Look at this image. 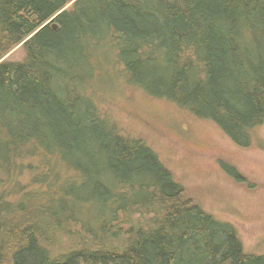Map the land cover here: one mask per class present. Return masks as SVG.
<instances>
[{
	"label": "trees",
	"instance_id": "16d2710c",
	"mask_svg": "<svg viewBox=\"0 0 264 264\" xmlns=\"http://www.w3.org/2000/svg\"><path fill=\"white\" fill-rule=\"evenodd\" d=\"M88 1L0 0V60L20 44L27 55L0 63V154L42 147L69 159L90 178L96 203L73 188L47 209L1 203L0 264H264V255L245 252L234 225L185 198L151 146L112 126L79 88L98 48L80 42L97 28L114 43L97 50L113 54L129 83L249 147L264 123V0ZM78 204L97 209L99 228L83 225L76 245L54 253L49 234L67 232Z\"/></svg>",
	"mask_w": 264,
	"mask_h": 264
},
{
	"label": "rangeland",
	"instance_id": "374dc122",
	"mask_svg": "<svg viewBox=\"0 0 264 264\" xmlns=\"http://www.w3.org/2000/svg\"><path fill=\"white\" fill-rule=\"evenodd\" d=\"M88 28L81 46L105 50L114 46L107 35L101 38L97 28ZM98 48L91 50L88 77L80 82L84 98L122 134L141 138L151 146L183 187L185 198L234 225L247 254L264 255V123L250 132V146L240 147L212 121L129 83L113 54L110 57ZM26 58L20 44L0 63L21 64ZM38 148L35 152L19 146L8 157L0 154V205L23 203L28 211L47 209L69 198L66 188L89 197L91 206L96 204L88 176L69 159L63 161L57 153ZM67 206L73 209V205ZM77 206L76 216L70 213L72 219L64 227L67 232L49 234L54 253L76 245L78 234L74 233H86L83 225L99 228L97 209ZM90 242L98 243L97 239Z\"/></svg>",
	"mask_w": 264,
	"mask_h": 264
},
{
	"label": "water",
	"instance_id": "95a60500",
	"mask_svg": "<svg viewBox=\"0 0 264 264\" xmlns=\"http://www.w3.org/2000/svg\"><path fill=\"white\" fill-rule=\"evenodd\" d=\"M52 21H53V20L49 21V23H52V28H53L54 30H57V28H58L57 23H53Z\"/></svg>",
	"mask_w": 264,
	"mask_h": 264
}]
</instances>
